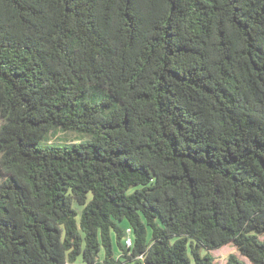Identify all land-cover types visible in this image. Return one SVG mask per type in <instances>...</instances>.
Instances as JSON below:
<instances>
[{
  "label": "trees",
  "instance_id": "16d2710c",
  "mask_svg": "<svg viewBox=\"0 0 264 264\" xmlns=\"http://www.w3.org/2000/svg\"><path fill=\"white\" fill-rule=\"evenodd\" d=\"M0 118V264H264V0H0Z\"/></svg>",
  "mask_w": 264,
  "mask_h": 264
},
{
  "label": "rangeland",
  "instance_id": "374dc122",
  "mask_svg": "<svg viewBox=\"0 0 264 264\" xmlns=\"http://www.w3.org/2000/svg\"><path fill=\"white\" fill-rule=\"evenodd\" d=\"M1 118H0V124H1ZM89 138L88 135H83V134H80L78 132H75V131H62L61 129H57L56 133H53L52 134V137H51V141L52 142H55V143H59V142H75V141H78V140H81V139H87ZM1 174V173H0ZM136 188V186L132 187L128 193H131L133 192ZM77 209L79 210V215H78V219L80 217V213H81V210H82V207L81 206H77ZM157 222L160 226H162V220L158 217L157 218ZM117 224L119 225V227H121L124 231H126V229L129 227V224L126 220H123V221H118ZM131 238H134V234L131 233ZM111 237H112V242H113V251H114V256L115 257H119L120 254H121V251L119 249V246L117 244V236H116V232L115 231H112L111 233ZM151 237H152V230L151 228L148 226V235H147V240L150 241L151 240ZM126 239V232H124V238L122 240V242L124 243ZM263 239H264V236H263ZM176 240V237H173L171 239V242H174ZM208 250L206 249H203L202 250V254H205L207 253ZM210 253L214 256L215 258V262L217 264H225L228 257L232 254V253H236L238 254V256L243 259L245 261L246 264H251L246 258H244L242 255H240L237 251H236V248L234 246H232L231 244L229 245H226L222 248H219V249H214V250H210ZM104 255H105V251H104V248L100 251V259L102 260L104 258ZM76 264H84L82 259L79 257L76 261ZM124 264H134V262H126Z\"/></svg>",
  "mask_w": 264,
  "mask_h": 264
},
{
  "label": "built area",
  "instance_id": "2783aa9c",
  "mask_svg": "<svg viewBox=\"0 0 264 264\" xmlns=\"http://www.w3.org/2000/svg\"><path fill=\"white\" fill-rule=\"evenodd\" d=\"M127 244L128 245H131L132 243H131V239H127Z\"/></svg>",
  "mask_w": 264,
  "mask_h": 264
}]
</instances>
